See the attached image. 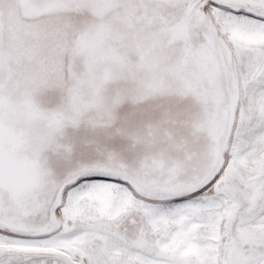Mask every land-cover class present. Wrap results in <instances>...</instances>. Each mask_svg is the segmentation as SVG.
<instances>
[{"label":"snow or ice","instance_id":"6c2138e0","mask_svg":"<svg viewBox=\"0 0 264 264\" xmlns=\"http://www.w3.org/2000/svg\"><path fill=\"white\" fill-rule=\"evenodd\" d=\"M0 264H264V0H0Z\"/></svg>","mask_w":264,"mask_h":264}]
</instances>
